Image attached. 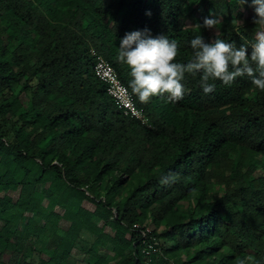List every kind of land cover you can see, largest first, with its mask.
<instances>
[{
    "label": "trees",
    "instance_id": "16d2710c",
    "mask_svg": "<svg viewBox=\"0 0 264 264\" xmlns=\"http://www.w3.org/2000/svg\"><path fill=\"white\" fill-rule=\"evenodd\" d=\"M190 1L0 0V187L20 188L15 202L0 198V257L10 254L0 264H33L23 252L29 234L18 243L11 226L25 213L39 216L33 186L48 172L43 197L57 194L70 205H62L61 216L49 215L69 224L63 244L38 264H68L82 230L94 236L91 264H264V91L245 76L231 86L210 81L215 89L205 94L201 74H185L183 99L144 103L117 59L121 39L133 31L175 40L181 63L192 59L189 42L197 35L250 52L264 31L254 16L214 35L185 27L180 19ZM193 1L216 14L225 2ZM90 51L114 69L145 123L113 106L93 74ZM83 200L93 204L91 212ZM147 218V237L160 243V256L146 258L150 242L133 229ZM96 249L111 253V262Z\"/></svg>",
    "mask_w": 264,
    "mask_h": 264
},
{
    "label": "clouds",
    "instance_id": "9594fccd",
    "mask_svg": "<svg viewBox=\"0 0 264 264\" xmlns=\"http://www.w3.org/2000/svg\"><path fill=\"white\" fill-rule=\"evenodd\" d=\"M241 6L248 0H238ZM254 9L253 22L264 25V0H251ZM151 15L150 12L146 13ZM211 17V18H210ZM203 18V29H213L219 20L210 14ZM190 47L193 56L187 63L177 62L179 45L175 40H169L161 35L153 38L149 30L126 33L121 39L117 59L130 69L129 87L141 102L147 103L153 96H165L170 101L183 99L185 89L182 81L185 74H201L200 86L205 94L214 91L215 83L222 81L225 86H231L237 78L245 76L252 84L264 91V31L257 34L256 43L251 51L241 45L216 39L206 42L203 36L197 35L191 39ZM175 179H162V184H168ZM240 264H246L244 260Z\"/></svg>",
    "mask_w": 264,
    "mask_h": 264
},
{
    "label": "rangeland",
    "instance_id": "374dc122",
    "mask_svg": "<svg viewBox=\"0 0 264 264\" xmlns=\"http://www.w3.org/2000/svg\"><path fill=\"white\" fill-rule=\"evenodd\" d=\"M186 6V12L180 19V23L185 27H194L196 25L203 24V18L210 17V14L219 20V23L215 26V28L211 30L206 29L209 35L216 34L219 29L225 24L239 25L242 19L248 18L250 16H255L253 8L248 7L247 4L241 6L238 3V0H225L222 9L218 14L213 13L212 7L204 6L201 2L199 4L198 2L191 0L190 2H187ZM237 14H240L241 17H236ZM21 100L23 101V97H21ZM51 180L52 173L48 172L47 176L42 181L35 183L33 186L34 195L38 202L37 210L39 212V216L33 217L29 220L28 218L30 217V214L25 213V218L19 220L16 223H12L11 226V231L14 232V234L18 235V243H22L21 238L25 235L26 231L29 234L26 238L28 250L23 252L29 253V261H31L33 264H38L39 259L46 260V254L51 253L58 244L60 245V243L64 242L62 240V233L65 232L64 230L67 229L69 224L68 221L64 218L55 220L52 216L49 215V213L52 211L61 216L63 214V204H65L66 208H70L66 197H63L61 201L59 200L57 194H54L51 198L43 197V192L50 189ZM104 184L105 181H103L100 186L103 187ZM19 191L20 188L18 186H14L9 190H5L0 187V198L3 196H8L11 200V203H13L17 200ZM181 205L182 207L179 208L180 214L183 213L185 202H183ZM80 206L90 212L94 208L93 204L86 200L81 201ZM93 223L96 224L97 227H103L102 222L98 220L93 219ZM149 223L150 219L147 218L145 225L137 226L150 232L151 226H149ZM2 225L3 221H1L0 219V228L2 227ZM34 228H38V232L33 231ZM103 231L108 235H112V230L108 227H103ZM33 232H36L37 236L32 234ZM125 236L129 237V232H126ZM93 241L94 236L92 234L84 230L80 231L72 242L68 257V264H91L94 261L92 255V250H94L92 249ZM159 244L160 243H156L155 245H153V249L155 250H152L149 253L142 251L143 255L146 258H149V256L154 253H157V255L160 256L161 254L157 251ZM95 252L97 255L103 256L107 259V261L111 262V253L103 249H96ZM9 256L10 254L7 251L4 252V254L0 257V263H5ZM181 257L183 259L185 258L183 256V253H181ZM162 264H173L172 259H163Z\"/></svg>",
    "mask_w": 264,
    "mask_h": 264
},
{
    "label": "built area",
    "instance_id": "2783aa9c",
    "mask_svg": "<svg viewBox=\"0 0 264 264\" xmlns=\"http://www.w3.org/2000/svg\"><path fill=\"white\" fill-rule=\"evenodd\" d=\"M90 54L94 58L93 74L95 78L104 85L105 93L111 99L113 106L120 111L123 116L134 118L140 121V123H145V119L140 110L134 105L131 94L118 80L114 69L95 52L90 51ZM133 229L140 232L142 238L147 237L150 233L145 229L142 230V228H139L137 225H134ZM146 239L150 243L146 245V250L144 252L149 253L150 251L155 250L153 249V245L158 242L151 237H147Z\"/></svg>",
    "mask_w": 264,
    "mask_h": 264
}]
</instances>
